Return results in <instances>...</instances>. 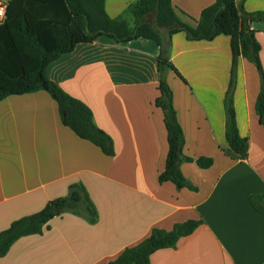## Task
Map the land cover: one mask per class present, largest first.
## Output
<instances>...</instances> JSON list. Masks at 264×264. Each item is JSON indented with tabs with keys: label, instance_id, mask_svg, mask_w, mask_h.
Returning <instances> with one entry per match:
<instances>
[{
	"label": "crops",
	"instance_id": "1",
	"mask_svg": "<svg viewBox=\"0 0 264 264\" xmlns=\"http://www.w3.org/2000/svg\"><path fill=\"white\" fill-rule=\"evenodd\" d=\"M135 1L105 0V10L115 18ZM214 2L171 0L192 25ZM236 2L246 14L264 11V0ZM250 28L264 69V22ZM158 54L153 42L115 44L99 38L47 68L62 91L90 108L94 124L113 141L112 157L64 127L45 92L0 101V232L66 197L73 184L84 186L98 214L94 222L69 212L51 219L40 235L15 242L0 264H108L153 228L170 231L191 219L203 225L175 248L154 253L151 264H264V215L249 202L264 195V127L255 113L260 88L255 67L243 58L237 63L235 119L249 148L245 160L231 161L223 152L229 38L191 42L184 33L171 36L170 62L180 77L166 70L164 78L183 131V154L214 160L207 170L181 163L194 190L177 189L158 182L167 155L163 114L154 106Z\"/></svg>",
	"mask_w": 264,
	"mask_h": 264
},
{
	"label": "trees",
	"instance_id": "2",
	"mask_svg": "<svg viewBox=\"0 0 264 264\" xmlns=\"http://www.w3.org/2000/svg\"><path fill=\"white\" fill-rule=\"evenodd\" d=\"M5 5V18L0 22V101L8 96L45 92L55 102L61 124L107 157L115 154L112 139L94 124L86 104L62 91L48 77L47 68L78 45L93 44L99 38L110 39L115 44L141 40L159 47L158 96L154 106L163 114L167 155L158 182H171L177 189L194 190L180 171L181 163H195L207 170L214 160L204 156L192 159L183 154L184 135L173 106V93L164 78L166 70L179 76L170 62V38L177 33H184L191 42L228 37L231 67L223 101L227 143L223 152L231 161L247 158L249 139L238 132L233 102L237 63L243 58L258 73L260 88L255 113L264 127V69L260 45L250 28L252 23L264 22V11L246 14L236 0H215L192 25L178 15L171 0H136L115 18L107 14L105 0H9ZM149 18L153 20L150 22ZM249 202L256 213L264 215V195L252 196ZM67 212L82 215L89 222L96 220L97 210L81 184L71 185L66 197L48 202L39 212L13 221L0 232V258L19 239L40 235L51 219ZM201 225L202 220L191 219L175 224L170 231L153 228L144 240L125 248L108 264H151L154 253L175 248L179 239L190 236Z\"/></svg>",
	"mask_w": 264,
	"mask_h": 264
},
{
	"label": "built area",
	"instance_id": "3",
	"mask_svg": "<svg viewBox=\"0 0 264 264\" xmlns=\"http://www.w3.org/2000/svg\"><path fill=\"white\" fill-rule=\"evenodd\" d=\"M5 9L6 5L0 3V22L3 20V18H5Z\"/></svg>",
	"mask_w": 264,
	"mask_h": 264
},
{
	"label": "rangeland",
	"instance_id": "4",
	"mask_svg": "<svg viewBox=\"0 0 264 264\" xmlns=\"http://www.w3.org/2000/svg\"><path fill=\"white\" fill-rule=\"evenodd\" d=\"M153 20V18H149V21L151 22ZM174 88H176V87H174Z\"/></svg>",
	"mask_w": 264,
	"mask_h": 264
},
{
	"label": "water",
	"instance_id": "5",
	"mask_svg": "<svg viewBox=\"0 0 264 264\" xmlns=\"http://www.w3.org/2000/svg\"><path fill=\"white\" fill-rule=\"evenodd\" d=\"M58 212V211H57Z\"/></svg>",
	"mask_w": 264,
	"mask_h": 264
}]
</instances>
